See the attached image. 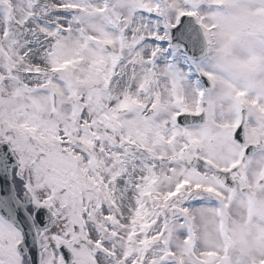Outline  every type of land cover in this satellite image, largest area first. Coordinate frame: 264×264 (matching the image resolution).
<instances>
[{"label":"snow or ice","instance_id":"1","mask_svg":"<svg viewBox=\"0 0 264 264\" xmlns=\"http://www.w3.org/2000/svg\"><path fill=\"white\" fill-rule=\"evenodd\" d=\"M0 264H264V0H0Z\"/></svg>","mask_w":264,"mask_h":264}]
</instances>
